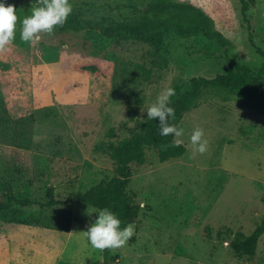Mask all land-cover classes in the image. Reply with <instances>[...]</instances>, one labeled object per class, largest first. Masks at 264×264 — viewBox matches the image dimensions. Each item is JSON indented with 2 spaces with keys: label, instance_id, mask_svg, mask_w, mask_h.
Here are the masks:
<instances>
[{
  "label": "rangeland",
  "instance_id": "1",
  "mask_svg": "<svg viewBox=\"0 0 264 264\" xmlns=\"http://www.w3.org/2000/svg\"><path fill=\"white\" fill-rule=\"evenodd\" d=\"M70 3L72 13L105 27L204 24L218 38L171 32L154 56L145 43L92 31L42 33L32 44L19 36L0 51V63L7 67L0 69V115L20 119L32 144L17 147L0 126V201L7 192L46 201L49 188L55 199H73L116 177L115 161L96 147L129 136L173 81L183 92L192 78L226 74L228 61L252 69L264 62V0L252 3L247 20L239 0ZM23 8L30 15L34 6L28 1ZM151 60L160 66L146 77L139 66L148 70ZM47 107L55 114L42 116ZM110 128L113 139L107 136ZM178 128L184 130L180 139L186 147L181 157L159 162L148 149L144 164L128 165L122 181L140 211L132 223L134 235L124 247L110 249L115 258L106 264H264V233L253 256L237 255L230 245L264 219V116L235 101L211 98L203 89ZM195 128L203 129L208 140L202 155L189 142ZM65 207H15L12 220L0 219V264H99L101 250L82 233L96 218L87 214L93 207L73 205L68 233L19 222L59 219Z\"/></svg>",
  "mask_w": 264,
  "mask_h": 264
},
{
  "label": "trees",
  "instance_id": "2",
  "mask_svg": "<svg viewBox=\"0 0 264 264\" xmlns=\"http://www.w3.org/2000/svg\"><path fill=\"white\" fill-rule=\"evenodd\" d=\"M28 1L34 7L38 4V0H3L6 6L13 5L17 10L18 23L16 39L13 44L17 43L19 37L20 21L25 16H28L27 10L23 8V4ZM254 1L239 0L240 14L244 20H247V12ZM167 5H164L165 8ZM55 31L61 33L92 31L109 39L142 42L151 47L154 56H157L162 50L164 37L171 32H174L179 37H187L197 32H202L208 37L214 36L218 38L217 34L209 33L204 24L188 28L171 23L158 25L118 24L105 27L95 22L83 20L78 13H71L67 22L62 27H57ZM157 66L160 65L155 60H151L148 70L141 66H139V69L147 77L150 69ZM0 69L6 70L7 67L0 63ZM91 69H95V67H91ZM227 71L226 74H218L209 79L203 77L192 78L189 89L183 92L179 91L178 84L173 81L171 87L176 90V95L172 98L171 106L175 109V119L171 123H174L177 127L180 126L183 114L197 106L203 89H206L211 98H216L222 102L235 101L239 107L253 109L264 116V62L258 69H252L246 64L228 61ZM4 110L6 109L4 108ZM49 114H55V112L48 107L44 108L41 113L44 117ZM20 125H22L20 119H12L8 116L0 115V126L10 131L11 137L16 141V146L28 149L32 141L25 136V132L20 128ZM239 131H241L240 128ZM107 136L111 139L116 137L113 128L108 130ZM148 149H152L155 152L159 162L179 158L186 151L184 144L179 147L174 146L173 136L164 137L160 135L158 118L156 120H147L146 118L129 136L117 141H107L96 147V150L107 153L115 161L116 177L100 180L88 189L77 192L73 199H55L52 196V188H49L46 192V201L17 198L12 192H7L4 194L3 200L0 201V219L4 221L12 220L9 215L16 212V208L37 206L39 209H53L58 205H66L59 219L47 217L44 219H33L28 222H19L33 227L43 226L68 233L71 227L73 205L84 204L93 208H109L122 221L121 227L132 224L138 218L140 206L135 201L134 192L125 190V183L122 181V177L129 164L142 165L146 162V151ZM263 233L264 219L248 236L239 234V240L231 242L230 245L234 253L253 256L257 241ZM101 253L102 261L99 264H106L109 258H115L110 256V249H105Z\"/></svg>",
  "mask_w": 264,
  "mask_h": 264
},
{
  "label": "clouds",
  "instance_id": "3",
  "mask_svg": "<svg viewBox=\"0 0 264 264\" xmlns=\"http://www.w3.org/2000/svg\"><path fill=\"white\" fill-rule=\"evenodd\" d=\"M73 12L70 0H38L31 14L20 21V40L26 44L39 42L41 34H52L57 27H62ZM18 15L13 5H5L0 0V51L7 50L16 39ZM176 90L172 87L164 89L153 103L146 109L147 120L159 119V132L161 136H173L174 146L179 147L183 140L184 130L174 123L175 109L171 106ZM189 142L194 153L204 154L208 150V140L205 139L204 130L195 128ZM96 213V218L87 227L85 234L89 244L98 250L119 249L124 247L134 235V226L127 224L121 227L122 221L115 212L109 208H92L87 214Z\"/></svg>",
  "mask_w": 264,
  "mask_h": 264
}]
</instances>
